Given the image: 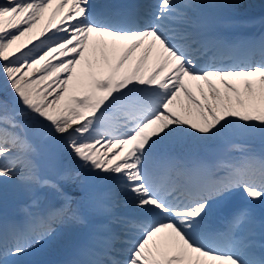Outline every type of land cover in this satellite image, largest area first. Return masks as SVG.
<instances>
[{"label":"snow or ice","instance_id":"1","mask_svg":"<svg viewBox=\"0 0 264 264\" xmlns=\"http://www.w3.org/2000/svg\"><path fill=\"white\" fill-rule=\"evenodd\" d=\"M241 7L157 0L140 14L92 0H0V182L31 196L23 221L0 222V264H23L54 225L88 223L63 193L40 210L39 190L61 192L46 174L58 163L49 141L114 185L89 206L103 219L67 264H264L244 232L254 206L220 228L209 222L239 191L264 204V147L231 139L264 142V35L217 31L221 14ZM41 22L44 38L20 43ZM214 142L211 156L175 150ZM79 175L65 169L58 179Z\"/></svg>","mask_w":264,"mask_h":264},{"label":"rangeland","instance_id":"2","mask_svg":"<svg viewBox=\"0 0 264 264\" xmlns=\"http://www.w3.org/2000/svg\"><path fill=\"white\" fill-rule=\"evenodd\" d=\"M92 2L95 4L94 0ZM243 6H263L264 9V0H243ZM67 9H65L66 11ZM50 11V10H49ZM47 15V13H46ZM59 18V17H58ZM260 17H254L249 19H238L236 23L244 27H252L257 23L263 22ZM250 22V23H242V22ZM31 36V35H30ZM27 37H25L26 39ZM24 39V38H23ZM77 71H80V66L77 67ZM4 83L0 80V100H4L7 98V93L4 91ZM81 92V91H79ZM231 139L236 143H247L256 150L260 147V143L262 142L260 137H246V136H233ZM47 146L50 148L49 151L55 154L56 158H58V162L62 163L63 167H56L48 171L46 174L52 179L54 182L58 183L61 189V192H57L53 188H44L39 190L38 195L40 197V210H46L51 207H56L62 204L64 201L62 199L61 193L68 196L72 200V207L74 209H79L85 215L89 212V204H90V196L92 194L90 183L95 182L98 178H91L92 171L88 169L82 168L80 166V162L74 157L71 156L66 151L62 150L57 142L49 141L47 142ZM220 147L219 142H214L209 145L199 146L195 150L194 153L187 152L183 147H178L175 149L177 152H181L186 156L191 155H202V156H211L217 152V149ZM58 165V164H57ZM65 169L72 170L74 172H79L80 175L75 178L74 180H59L58 173L62 172ZM92 181V182H91ZM89 184V185H88ZM101 184V183H99ZM112 188L114 185H111ZM0 187L8 188V192L3 194L0 192V208L5 213V218L1 221H23L25 218V213L23 212V207L28 204L31 200V196L28 193L23 192L20 187L18 186L17 181H11L8 183L0 182ZM230 202L236 204L238 208H246L250 206H254L256 209L255 216V225L258 227L264 226V204H255L253 205L252 202L248 200L245 194L242 191H239L233 195L230 199ZM244 202H248L247 205ZM243 205V206H242ZM17 208V209H16ZM56 231L51 239L46 241L42 246L38 247L36 250L30 252L29 258L32 257L34 259L37 256H54L56 255V251L64 252L68 250L69 242L68 237L73 236L76 230L81 229H88V223L86 225L75 224L72 222H67L62 225H54ZM94 227V224H93ZM62 247H66V249H62ZM69 247V248H68ZM30 258V259H32ZM50 258V257H48ZM48 258H42L48 259ZM29 259V260H30Z\"/></svg>","mask_w":264,"mask_h":264},{"label":"bare ground","instance_id":"3","mask_svg":"<svg viewBox=\"0 0 264 264\" xmlns=\"http://www.w3.org/2000/svg\"><path fill=\"white\" fill-rule=\"evenodd\" d=\"M249 8H251V6H243V7L239 8V9L232 10V11L225 12V13L228 14L229 17L235 16L236 13H238V11H240V13H244V15H248V16L249 15L250 16H256V15L259 14L258 11H256L254 15H251L250 13L246 12V11H248L246 9H249ZM57 19H59V18H57ZM223 21H224V23H221V24H226L227 23V19H224ZM43 23L44 22H41V24L37 26V28L34 30V32L32 34H30L31 35V42L30 43L28 42L29 37H27L26 39L24 38L20 43H26L27 44V47H31L33 44L38 43L39 42V39H43L44 37H42V36L39 37V39H37V33H39V31L43 28ZM219 28L220 29H218V28L217 29L218 30H222L223 29V27H219ZM228 28L231 29L233 27H228ZM46 83H47V81H46ZM0 192L3 193V194H6L8 192V188L7 187H4V188H1L0 187Z\"/></svg>","mask_w":264,"mask_h":264}]
</instances>
